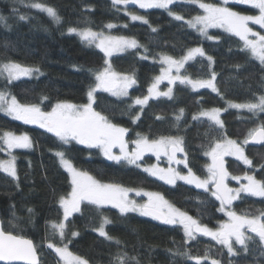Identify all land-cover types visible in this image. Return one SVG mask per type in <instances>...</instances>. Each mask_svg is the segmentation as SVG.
Wrapping results in <instances>:
<instances>
[{"label":"trees","instance_id":"1","mask_svg":"<svg viewBox=\"0 0 264 264\" xmlns=\"http://www.w3.org/2000/svg\"><path fill=\"white\" fill-rule=\"evenodd\" d=\"M22 2L23 5H12L0 0V16L6 18L0 22V64L14 62L40 70L36 78L10 83L0 77V91L15 96L20 104L37 105L44 112H50L57 102L86 104L89 87H94L95 76L105 66L106 57L97 47L88 46L78 35L69 33L68 28H90L96 33H106V25L111 23L116 25L109 31L111 34L133 38L141 45L109 59L116 72L131 76L136 83L129 90V95L122 99L113 98L104 92L95 93L93 109L107 117L111 123L128 129L125 140L128 141L130 151L137 133L150 139H159L161 136L182 137L188 167L195 175L203 178L207 162L204 152L209 146L225 138L242 143L250 131L264 127V113L253 114L229 107V103H256L260 96H264V67L251 58L237 37L212 30L209 35L214 38L208 40L190 28L185 21L202 14L198 5L188 2L169 5L174 13L184 17L180 21L175 20L165 9L143 10L128 6L127 9L148 20V24H144L131 22L122 12L124 6H113L112 0ZM199 2L220 4L216 0ZM33 3L52 7L60 17V22L57 23L46 12L31 7ZM227 6L244 14L256 13L241 3ZM21 16L25 19L21 20ZM152 28L157 31L152 32ZM197 47L203 49L205 56H197L186 63L181 74L197 81L210 79L214 72L218 93L208 88L193 91L183 84H176L172 88V99L166 96L150 99L143 112H140V119L132 123L131 115L139 112L140 106L134 105L131 109L130 106L135 98L147 95L149 86L159 75L161 66L157 61L158 56L178 59L188 50ZM144 55L148 58L142 59ZM208 56L213 59L211 64ZM43 97L47 99L42 100ZM213 108L221 110L223 129L204 117L195 121L192 119L201 111ZM180 109L184 113L177 125L175 117L180 114ZM157 116L162 119L158 120ZM6 132L27 134L33 145L31 149L13 152L18 180L0 172L2 229L32 240L37 247L40 264H59V258L53 249L47 247V243L63 247L69 240L71 243H67L68 251L87 260L88 264H114L118 252L127 254V264H197L196 259L183 255L185 252L199 258L200 264H211L213 260L218 264H264V256L260 254L264 247L257 237L248 241L247 252L242 246H234L236 254L229 255L224 248L201 237L185 243L180 227L160 224L135 212L122 216L111 205L97 211L95 206L82 203L81 212L73 213L69 221L65 222L68 235L62 241L59 233L52 229L51 223L60 221L62 210L59 198L67 197L71 184L55 155L57 151H64L77 170L88 173L101 183L162 195L167 202L201 225L212 227L219 216L215 202L206 193L181 182L175 185L164 184L139 170L136 165L124 161L116 163L105 158L97 148L90 149L75 142L63 145L54 134L38 125L25 124L22 120L0 113V137ZM0 147H4L2 140ZM244 152L252 161V167L228 158L226 162L230 175L243 176L247 172L257 180L264 181V169L261 168L264 165V144L260 147L245 145ZM113 154L117 155L118 151ZM5 158L6 153L0 151V160ZM158 161L160 159L153 154L145 153L137 163L150 166ZM178 170L181 174L188 172V168L183 165ZM135 200L141 202L138 197ZM29 208L32 209L31 213L28 212ZM234 209L240 216L258 217L264 212V200L243 195ZM100 212L111 220L105 226V231L113 238L111 240L94 231L101 222ZM13 224L17 227H13ZM71 231L79 234L72 237ZM117 240L120 241L119 245L115 243Z\"/></svg>","mask_w":264,"mask_h":264},{"label":"snow or ice","instance_id":"2","mask_svg":"<svg viewBox=\"0 0 264 264\" xmlns=\"http://www.w3.org/2000/svg\"><path fill=\"white\" fill-rule=\"evenodd\" d=\"M187 2L198 4V7L204 12L203 15H197L190 20H186L185 23L189 27L196 29L208 39H213L214 37L207 35V29L226 25V31L238 36L244 42V48L249 50L261 65H264V35L253 31L248 26L249 22H251L264 29V0H235L236 3L247 4L258 9L259 15L256 16L240 15L228 7L202 3L199 0H187ZM172 3H174V0H112L113 6H125V14L129 15L132 21H141L144 24H148L147 19L127 11L129 4L137 5L140 9H165L175 20H184V17L177 15L169 8ZM227 3L228 0H224V4ZM30 6L46 12L57 23L60 22V17L52 7L41 3H33ZM20 19L23 20L25 17L21 16ZM5 20V17L0 16V22ZM106 27L111 29L115 25L109 23ZM151 31L156 32L157 29L152 28ZM68 32L78 35L82 42H85L88 46L95 44L106 56H110L114 50L123 51L127 48L141 47L135 39L106 37L103 33H96L90 28L78 30L77 28L69 27ZM250 36L254 37V39H249ZM145 53H147L146 48ZM197 55L205 56L202 48L190 49L179 60L170 56L162 55L160 57V63L167 67L161 68V75L156 77L149 86L148 95L143 98L137 97L133 101L130 109L134 105H139L140 110L135 115H131L132 123L135 124L140 119V112H143L144 106L148 104L150 99L158 98L159 96H166L168 99H172L171 87L166 92L157 91L159 84L165 79L168 80L170 85L178 80L180 84L190 85L193 90L208 88L218 93L214 83L216 80L214 72L210 79L197 81L191 80L186 75L181 76L179 74L184 64L194 59ZM141 58L147 59L148 57L144 55ZM207 59L210 64L213 62L212 57L208 56ZM105 62L107 63V61ZM173 68L177 73L175 76L171 75ZM33 71L39 73L40 70L38 68L23 67L14 62L0 64V77H4L9 83L12 80L19 79L21 76H30ZM95 79L97 83L94 87H89L87 92L88 102L86 104L75 105L68 102H57L50 112H44L37 105L20 104L15 96H11L6 91H0V111L6 112L16 120H22L25 124L38 125L45 131L54 134L63 145H68L74 140L87 148H97L107 159L116 163L124 161L127 164L140 167L137 162L143 158L145 153L149 152L155 155L157 159H159L161 154L167 156L169 164L183 163L184 167L188 168L187 175H182L172 168L161 169L155 166L144 168V171L157 176L168 184H175V181L179 179L187 184L195 185L196 188L203 189L205 192L210 191L209 184L213 185L214 191H211V195L220 202L218 211L224 212L228 220L221 223L219 228L214 231L206 225H201L187 213L169 205L158 193H144L148 196L149 202L137 204L135 201L128 199V189L118 185L100 183L88 173L77 170L72 161L65 156L64 151H57L55 155L58 157L61 166L69 173L72 184L71 193L67 197L61 196L59 198V205L63 210V219L60 222L51 223L52 229L59 233L62 241L68 235L65 232L67 227L65 222L69 221L73 213L81 212V204L86 202L88 205L95 206L97 211L106 205H111L112 208L118 209L122 216L130 212H138L141 216H151L153 219L160 220L165 224L179 223L183 227L185 243L195 240L197 234L207 236L226 247L229 255L236 254L233 242L241 245L245 252L248 251V241H253L255 238L247 236L245 229L248 232L255 233V236L259 238V243L264 245V212L258 217L248 218L247 216H239L231 210L232 202L240 197L241 192L251 196L264 197V181L257 180L254 175L247 172L243 176L232 175L230 177L229 172L225 169L223 157L226 155L234 156L237 160L242 161L244 165L249 168L252 167V161L245 155L241 144H238L235 140L228 139L215 142L214 147L209 146L204 152V155L211 158V164L207 166L209 176L205 179L195 175L191 168L188 167L187 151L182 137L161 136L159 139H150L146 135L137 133V138L132 141L135 148L130 151L128 141L125 140L128 129L111 123L107 117L93 109V104L95 103L94 93L97 90L103 89L112 92L114 96L126 97L129 95L128 89L136 81L132 77L123 76L120 78V82L117 83L115 74L110 75L108 69L97 74ZM46 99V97L42 98V100ZM229 107L247 109V111L252 113H264V96H260L257 103H229ZM220 112V109L213 108L201 111L198 116L194 115L192 119L195 121L200 117H206L212 124L223 129L224 125L220 119ZM183 113L184 110L180 109V114L175 117L177 125L182 119ZM157 119H162V117L157 116ZM0 140L3 141L4 145V147H0V151H4L6 147L9 150V155H11V149L30 148L32 146L31 139L26 134L17 136L14 133L6 132L3 137H0ZM250 141L264 143V127L250 131L248 138L243 143L247 144ZM115 148H119V155L113 154V149ZM177 153H183L184 158L182 160L177 159ZM14 161V156L7 161H0V171L7 173L14 180H18ZM261 168L264 169V165H261ZM229 178L240 184V187L235 189L228 187L226 180ZM242 180L247 181V183H241ZM17 186L19 185L17 184ZM137 195H141V193L138 191ZM161 206L166 207L167 211H161ZM28 212L31 213L32 209L29 208ZM100 216L101 222L99 227L94 228V231L105 239H113L105 231V226L110 224L111 220L103 212H100ZM12 226L17 227L15 224ZM78 234L75 231L70 232L72 237ZM67 243H71V241L69 240ZM67 243H64L63 247H58L49 242L47 247L53 249L64 264H88L87 260L74 256L68 251ZM115 243L119 245L120 241L117 240ZM260 254L264 256V249H261ZM183 255L188 256L189 259H196L197 264H200L199 258H194L187 252L183 253ZM128 259L126 253L121 254L118 252L114 258V264H127ZM17 261L22 262V264H39L36 245L30 239L14 235L11 232H5L0 228V262L14 264ZM211 264H218V262L213 260Z\"/></svg>","mask_w":264,"mask_h":264},{"label":"rangeland","instance_id":"3","mask_svg":"<svg viewBox=\"0 0 264 264\" xmlns=\"http://www.w3.org/2000/svg\"><path fill=\"white\" fill-rule=\"evenodd\" d=\"M2 1H4V2H9L10 4H12V5H16V4H20V5H23V2H21V0H10V1H8V0H2ZM216 1H218L220 4H215L216 6H224V7H228L227 5H230L231 3H236L235 2V0H228V3L227 4H224V0H216ZM174 2H187V1H184V0H174ZM196 5H198V4H196ZM241 5H243V6H246V7H249V8H251L252 10H255V12L256 13H254V14H252V13H249V14H244V13H240V12H237V11H235V10H232L231 8V10L232 11H235V12H237V13H239L240 15H251V16H256V15H259V10L258 9H256V8H253V7H251L250 5H247V4H241ZM122 6H124V5H122ZM128 6H135V7H137V8H139L137 5H132V4H129ZM127 6V7H128ZM229 8V7H228ZM34 9H36V8H34ZM140 9V8H139ZM36 10H39V9H36ZM143 10H147V9H143ZM127 11L129 12V13H132V14H136V13H134V12H132V11H130L129 9H127ZM201 11H202V14L201 15H203L204 14V12H203V10L201 9ZM122 12L125 14V6H124V8L122 9ZM126 15V14H125ZM137 15V14H136ZM128 18H129V20L131 21V22H139V23H142L141 21H132L131 19H130V16L129 15H126ZM248 26L253 30V31H256V32H259L260 34H262V35H264V29H262V28H260L259 27V25H255V24H252L251 22H249V24H248ZM115 27H116V25H115ZM114 28V27H113ZM113 28H111V29H113ZM191 28V27H190ZM226 28H227V26L226 25H224V26H216V27H209L208 29H207V35L208 36H210L209 35V32L210 31H212V30H217V31H223V32H226V33H228V34H231V35H233L231 32H229V31H226ZM106 29H107V32L106 33H103V35L104 36H106V37H115V38H118V37H122V36H116V35H113V34H111L109 31L111 30V29H108L107 27H106ZM192 29H194V28H192ZM202 38H204V39H208L206 36H203V35H201L200 34V32H198L196 29H194ZM233 36H235V35H233ZM235 37H237L240 41H241V43H242V48L251 56V58L253 59V60H255L257 63H259V61L257 60V59H255L253 56H252V54H251V52L249 51V50H247V49H245L244 48V42L238 37V36H235ZM124 38H129V37H124ZM129 39H133V38H129ZM249 39H254V37H249ZM208 40H211V39H208ZM93 46L94 47H96L95 46V44H93ZM98 48V47H97ZM198 48V47H197ZM200 48V47H199ZM99 49V48H98ZM132 49H135V48H127V49H125V50H123V51H118V50H114L113 52H112V54L110 55V56H106L105 54H104V52H103V54L105 55V57H106V61H107V63L105 64V66L103 67V69L101 70V71H99V72H97V74H99V73H102V72H104L105 71V69H108L109 70V74L111 75V74H115V79H116V82L117 83H119L120 82V78L121 77H123V76H129V75H124V74H120V73H118V72H116L114 69H113V67L111 66V64L109 63V59L110 58H112V57H114V56H117V55H121V54H123V53H126V52H128V51H130V50H132ZM192 49H195V48H192ZM189 51V50H188ZM188 51L183 55V56H185L187 53H188ZM182 56V57H183ZM198 56V55H197ZM197 56H195V57H197ZM160 57L161 56H158V58H157V61H158V64L161 66V68L162 67H167L166 65H162L161 63H160ZM182 57H180V58H178V59H176V60H179V59H181ZM173 59H175V58H173ZM192 60V59H191ZM191 60H189V61H191ZM189 61H187L186 63H188ZM185 63V64H186ZM184 64V65H185ZM260 64V63H259ZM261 65V64H260ZM263 67H264V65H262ZM182 69L183 68H181L180 69V75L181 76H183L182 74H181V71H182ZM96 74V75H97ZM161 75V69H160V73H159V75L158 76H160ZM171 75L172 76H175V75H177V73H176V71H175V69L173 68V70H172V72H171ZM39 76V73H37V72H35V71H33V73H32V75H30V76H21L19 79H15V80H12V81H17V80H20V79H32V78H36V77H38ZM157 76V77H158ZM129 77H131V76H129ZM156 78V77H155ZM155 78H154V80H155ZM154 80H153V82H154ZM152 82V83H153ZM97 83V81L95 82V84ZM176 84H180L179 83V81L177 80L174 84H169L168 83V80L167 79H165V80H163L160 84H159V86H158V89H157V91H159V92H166L167 90H168V88L169 87H171V88H173ZM183 85H185V86H187L188 88H190L191 90H193L192 89V87L190 86V85H186V84H183ZM95 86V85H94ZM134 87V85L132 86V87H130L129 89H128V92H129V90H131L132 88ZM202 89H205V88H200V89H197V90H193V91H199V90H202ZM97 92H104V93H107V94H109L111 97H113V98H116V99H122V98H124L125 96H114V95H112V92H110V91H105V90H103V89H99V90H97L95 93H97ZM95 93H94V96H95ZM147 95H148V92H147ZM146 95V96H147ZM159 97H164V96H159ZM158 97V98H159ZM155 99V98H154ZM88 102V101H87ZM258 102V101H257ZM256 102V103H257ZM239 110H241V111H246V112H248V113H252V112H249V111H247V109H239ZM0 113L1 114H3V115H5V116H8V117H10V118H13L12 116H10V115H8L6 112H3V111H0ZM259 113H261V112H256V113H253V114H259ZM204 118H206V117H204ZM14 119V118H13ZM34 125H36V124H34ZM52 134V133H51ZM16 135V134H15ZM20 135H25V134H18L17 136H20ZM27 135V134H26ZM127 136V135H126ZM126 136H125V139H126ZM30 137V136H29ZM31 139V138H30ZM223 140H228L227 138H225V139H223ZM223 140H221V141H223ZM220 141V142H221ZM31 142H32V139H31ZM71 142H75L76 143V141H71ZM2 143H3V141H2ZM238 143V142H237ZM78 144V143H77ZM238 144H241L242 146H243V148H244V146L246 145V144H244L243 142L241 143H238ZM33 145V144H32ZM80 145V144H79ZM215 145V144H214ZM214 145H213V147H214ZM132 146H133V149L135 148V145L134 144H132ZM32 148V146L30 147V148H14V149H11V155H9V150L5 147V150L3 151L4 153H6V158L5 159H3V160H0V161H7V160H9V159H11V157H15V155H14V151H16V150H28V149H31ZM117 152L118 151V154L117 155H119L120 153H119V148H115V149H113V153H115V152ZM245 153V152H244ZM103 154V153H102ZM149 154H152V153H150L149 152ZM183 155V153H177L176 154V158L177 159H179V160H182L180 157H179V155ZM104 156V155H103ZM155 156V155H154ZM57 157V156H56ZM105 157V156H104ZM156 157V156H155ZM106 158V157H105ZM157 158V157H156ZM205 158H206V166H205V173H204V177L203 178H201V179H205V178H207L208 176H209V173L207 172V166L208 165H210L211 164V158L209 157V156H206L205 155ZM228 158H232V159H235V160H237L234 156H224L223 157V160L226 162V160L228 159ZM57 159H58V157H57ZM159 159H160V161L162 160V161H164V163H159L160 161H158V163L157 164H153V165H150V166H140V167H137L139 170H141V171H143V172H145V173H147L149 176H151V177H153V178H155L156 180H158V181H161L162 183H164V184H167V185H175V184H177V183H180V182H182V183H184V184H187V183H185L183 180H179V179H177L176 181H175V184H168V183H166L164 180H161V179H159L157 176H153V175H151L149 172H146V171H144V168H150V167H153V166H155L156 168H161V169H168V168H172V169H174L175 171H178L179 172V170H178V168H179V166L181 165H183L184 166V164L183 163H181V164H176V163H172V164H169V161H168V157L167 156H165V155H163V154H161L160 155V157H159ZM158 159V160H159ZM16 161V160H15ZM15 161H14V163H15ZM237 161H239V160H237ZM58 162H59V164H60V161H59V159H58ZM239 162H242V161H239ZM243 163V162H242ZM60 166H61V164H60ZM62 167V166H61ZM62 169L65 171V169L62 167ZM226 170H227V163H226ZM228 171V170H227ZM0 172H2L3 174H5V175H7V176H9L7 173H5V172H3V171H0ZM67 174H68V177H69V180H70V184H71V177H70V175H69V173L67 172V171H65ZM186 174L185 175H187V173L188 172H185ZM230 174V173H229ZM9 177H11V176H9ZM230 177H231V175H230ZM228 180H231V178H229ZM236 184H237V187H234L233 188V186L232 185H230V188H233V189H235V188H239L240 187V184H238L236 181H234ZM101 183V182H100ZM241 183H244V184H246L247 183V181H245V180H242L241 181ZM105 184V183H104ZM187 185H189V186H192V187H194L195 189H198V190H201V191H204L203 189H200V188H196L195 187V185H191V184H187ZM212 185L211 184H209V188L211 187ZM123 188V187H122ZM125 189V188H124ZM71 190H72V184H71ZM71 190H70V192H69V194L71 193ZM137 192L138 191H132V190H129L128 191V199L129 200H133V201H135L137 204H146V203H148L149 202V198H148V196L147 195H145L144 193H153V192H144V191H139L140 193H141V195H137ZM209 193L211 192V191H208ZM68 194V195H69ZM67 195V196H68ZM160 195V194H159ZM240 195L241 196H243V195H245V196H247L248 194H246V193H244V192H241L240 193ZM160 196H162V195H160ZM240 196V197H241ZM249 197H254V198H260V199H263L264 200V197H257V196H251V195H248ZM135 197H136V199H137V197H138V199L141 201L140 203H138L136 200H135ZM163 197V196H162ZM164 198V197H163ZM164 200L166 201V199L164 198ZM239 200V199H238ZM234 201H237V199L236 200H234ZM233 201V202H234ZM84 203H86V202H84ZM169 204V203H168ZM170 205V204H169ZM106 206H109V205H106ZM173 207V206H172ZM61 210H62V208H61ZM160 210L161 211H167V208L166 207H160ZM182 212V211H181ZM135 213H137V214H139L138 212H135ZM223 215H224V218H225V220H224V222H226L227 220H228V217L224 214V212H223ZM240 216V215H239ZM63 219V210H62V217H61V219H60V221ZM59 221V222H60ZM167 225H171V226H177V227H180L181 228V230H182V232H183V234H184V231H183V227L179 224V223H177V224H167ZM219 226H220V223L216 226V227H213V228H211V229H213L214 231L215 230H217L218 228H219ZM56 232V231H55ZM96 232V231H95ZM56 233H58V232H56ZM96 234H98V232H96ZM246 234V233H245ZM99 235V234H98ZM247 236H250L249 234H246ZM199 236H202V235H199V234H197L196 235V237H199ZM208 238H210V237H208ZM219 246H222V245H220V244H218ZM238 247V246H241V245H239V244H233V247ZM263 247H264V245H262ZM223 248H225V250H227V248L226 247H224V246H222ZM228 251V250H227ZM56 254V253H55ZM57 255V254H56ZM75 256V255H74ZM57 257L59 258V264H64V262L60 259V257L57 255Z\"/></svg>","mask_w":264,"mask_h":264},{"label":"flooded vegetation","instance_id":"4","mask_svg":"<svg viewBox=\"0 0 264 264\" xmlns=\"http://www.w3.org/2000/svg\"><path fill=\"white\" fill-rule=\"evenodd\" d=\"M179 157L181 158V159H183V155L181 154V155H179ZM225 162V161H224ZM226 163L227 162H225L224 163V166H225V169H226ZM186 174V173H185ZM185 174H182V175H185ZM235 180H226V183H227V185H228V187H230V185H232L233 186V188L234 187H237V184L234 182ZM182 183V182H181ZM187 185V184H186ZM189 186V185H188ZM213 186V185H212ZM211 186V187H212ZM192 187V186H191ZM211 187L209 188L210 189V191H212L211 190ZM194 188V187H193ZM197 191H200V192H203V193H206V194H208L209 196H210V198L215 202V204H216V209H217V213H218V216H219V220H216V221H214L213 222V226L212 227H209V228H213V227H216L219 223L221 224V223H224V220H225V218H224V215H223V212L222 211H218V209H219V207H220V202L218 201V200H216L215 199V197L214 196H212L211 195V192L209 193V192H205V191H201V190H198V189H196ZM241 196V195H240ZM245 196V195H244ZM248 196V195H247ZM240 198V197H239ZM238 198V199H239ZM237 199V201H234V202H232V205H231V210L232 211H234L235 213H236V211H235V209H234V205L239 201ZM169 203V202H168ZM170 204V203H169ZM171 205V204H170ZM171 206H173V205H171ZM174 208H176L175 206H173ZM176 209H178V208H176ZM181 211V210H180ZM183 212V211H182ZM237 214V213H236ZM238 215V214H237ZM146 217H148V216H146ZM148 218H150V217H148ZM151 219V218H150ZM245 233L246 234H249V232L245 229ZM250 236H252V237H255V236H253V235H251V234H249ZM199 237H201V238H203V239H206V240H209V241H211V242H213V244H215L216 246H219L218 245V243L216 242V241H214V240H212L211 238H208L207 236H199ZM259 239V238H258ZM235 242H233V244H234ZM220 247H222V246H220ZM223 248V247H222ZM225 249V248H224Z\"/></svg>","mask_w":264,"mask_h":264},{"label":"water","instance_id":"5","mask_svg":"<svg viewBox=\"0 0 264 264\" xmlns=\"http://www.w3.org/2000/svg\"><path fill=\"white\" fill-rule=\"evenodd\" d=\"M263 144H264V143H255V142L250 141V142L247 143L246 145L249 146V147H260V146H262ZM211 190L214 191V187H213V186L211 187ZM148 217L152 218L151 216H148ZM152 219H153V218H152ZM153 220H155L156 222H158V223H160V224H165V223H162L160 220H157V219H153ZM0 228H2L1 221H0ZM249 234L255 236V233H251V232H249ZM255 237H256V236H255ZM257 238H258V237H257ZM25 239H27V238H25ZM37 256H38V253H37ZM38 261H39V264H40L39 256H38ZM0 264H4V262H0ZM14 264H22V262L17 261V262H14Z\"/></svg>","mask_w":264,"mask_h":264}]
</instances>
